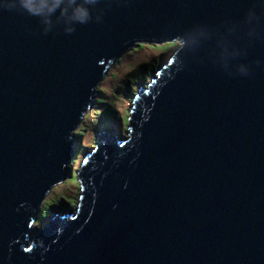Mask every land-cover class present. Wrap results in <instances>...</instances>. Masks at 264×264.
<instances>
[{"label":"water","instance_id":"obj_1","mask_svg":"<svg viewBox=\"0 0 264 264\" xmlns=\"http://www.w3.org/2000/svg\"><path fill=\"white\" fill-rule=\"evenodd\" d=\"M169 43L36 227L109 67ZM0 264H264V0H0Z\"/></svg>","mask_w":264,"mask_h":264},{"label":"rangeland","instance_id":"obj_2","mask_svg":"<svg viewBox=\"0 0 264 264\" xmlns=\"http://www.w3.org/2000/svg\"><path fill=\"white\" fill-rule=\"evenodd\" d=\"M141 46L143 47L137 46L131 49L116 60L97 87L98 94L94 99L93 107L76 130L78 132V136L74 139L76 155L69 164L71 177L53 188L43 201L41 213L35 223L36 227H43L56 212L62 214L75 208L80 195L76 171L80 168L85 155L93 150L97 134L115 131L122 137L126 136L129 108L139 86L147 83L154 72L171 58L179 48V43H173L166 51L159 50L158 47L162 48L161 46ZM141 63L153 64L154 69L143 84L142 78L127 75Z\"/></svg>","mask_w":264,"mask_h":264},{"label":"trees","instance_id":"obj_3","mask_svg":"<svg viewBox=\"0 0 264 264\" xmlns=\"http://www.w3.org/2000/svg\"><path fill=\"white\" fill-rule=\"evenodd\" d=\"M173 43H169L167 45L161 46L162 48H159V50L166 51L169 47H172ZM143 47V46H139ZM157 48V47H156ZM151 63V62H150ZM149 63H141L137 65L135 68H133L127 75H130L131 77H137L142 78V84L144 81H146L147 77L149 76V73L151 70L153 71V64L148 65ZM98 92V89H97ZM75 136H78V132L75 133ZM52 207V206H51Z\"/></svg>","mask_w":264,"mask_h":264}]
</instances>
